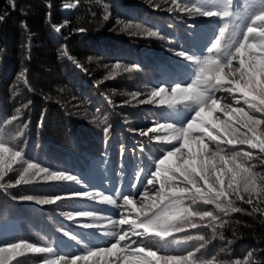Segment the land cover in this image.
Instances as JSON below:
<instances>
[{
    "label": "trees",
    "instance_id": "trees-1",
    "mask_svg": "<svg viewBox=\"0 0 264 264\" xmlns=\"http://www.w3.org/2000/svg\"><path fill=\"white\" fill-rule=\"evenodd\" d=\"M69 4L75 5L71 12L66 9ZM262 7L264 0H16L13 9L7 0H0V13L7 12L6 20L0 22V141L22 152L0 180V247L25 243L54 250L50 254L25 249L8 264H46L60 257L69 264H91V257L80 256L110 247L115 235L124 230L121 223L113 226L122 219L116 199L125 196L140 201L146 192L148 195L152 187L147 180L159 160L174 146L180 147L178 155L182 156L194 135L200 140L193 167L205 165L201 158L218 146L223 150L220 156L239 154L231 162L223 161L229 178L235 170L236 181L230 187L226 178L215 185V191L223 193L221 202L233 200L241 211L223 215L214 204L202 200V206H190V199L188 207L193 212H213L221 218L216 224L227 223L214 233L210 217H192L185 222L192 233L184 249L152 251V261L158 256L170 264H186L185 257L192 253L194 264H243L251 252L264 264V111H257L264 106L243 108L245 123L228 122L231 134L214 133L209 125L195 130L197 123L179 141L173 129L189 122L195 106L184 102L169 107L160 104L159 97L152 103L140 102L152 99L151 92L159 87L168 89L171 98L170 90L178 85V78L186 71L196 78L201 67L197 61L208 55L196 50L193 40L187 41L190 25L175 14L189 11V18L202 22L214 16L200 15L201 11L229 8L230 17L210 21L215 27L230 21L243 32L249 17ZM56 27L61 31L56 32ZM206 46L211 45L207 42ZM181 51L185 56L177 55ZM242 54L259 59L264 50L257 47ZM207 114L216 120L219 113ZM209 132L220 145H209L210 139L203 138ZM232 133L243 142L222 146L221 141ZM171 161L177 168L190 170L188 162L177 155ZM27 163L75 180H47L43 173L34 175ZM217 163L220 161L206 166ZM21 176L31 182L16 184ZM241 176L247 179L250 191L236 189ZM180 181L183 177L177 174L169 185ZM199 186L204 189V182ZM87 192L92 195H84ZM27 196L34 199H24ZM105 196L116 203L104 200ZM45 199H56V203H36ZM68 213L73 219L66 218ZM206 222L208 225L193 230ZM86 224L91 226L86 228ZM200 236L204 239H197ZM124 254L120 249L119 257ZM109 257L92 259L96 264H109ZM133 264H137L134 259Z\"/></svg>",
    "mask_w": 264,
    "mask_h": 264
},
{
    "label": "clouds",
    "instance_id": "clouds-1",
    "mask_svg": "<svg viewBox=\"0 0 264 264\" xmlns=\"http://www.w3.org/2000/svg\"><path fill=\"white\" fill-rule=\"evenodd\" d=\"M200 15L205 16H220L221 18H228L231 13L226 9L223 11H210V12H200ZM259 39L260 43L257 44L256 40ZM259 47L264 50V12H260L253 16L248 27L243 31V37L238 33L237 29H234L231 22H226L219 30L218 36L211 43V46L207 49L208 55L203 60H198L197 63L201 65L198 69L196 78L185 87H173L172 97L167 100H161L162 104H174V103H184L188 102L195 106V113L191 120L184 126L180 128L173 129L177 139L182 141V134L187 130L192 128L195 124L199 123L202 113L213 111L217 109L219 104L225 111L229 110L231 106L223 104L222 100H218L212 93L216 91H229L232 92L231 87L226 86L225 82L217 78V74L221 69L227 70L233 66L234 58L240 55L242 52L249 51ZM188 59H193L188 56ZM243 72L240 73L241 78H243ZM251 83H245L238 88H242L245 96L252 94ZM261 103H264V83L259 85ZM162 92H166V89H161ZM239 103V101H236ZM247 103V101H245ZM248 107H254L252 104H248ZM231 111L237 115H245V111L242 108H231ZM257 111H264V109H257ZM216 125H224L226 122L220 120L219 117L213 122ZM169 128H173L172 125H168ZM223 130V129H222ZM211 136V132H209ZM215 139V137H213ZM223 142V141H221ZM232 141H229L231 143ZM207 148V145H205ZM223 150L217 147L215 150L208 151L204 157L201 159L205 161V165L196 164L193 165V160L189 157L188 164L190 170L187 172H180L183 177V185H174L171 188H164L162 185L158 188L157 193H163L162 195L154 196L156 203L150 207L154 210L151 211L145 219L140 221V224L145 225L147 232L154 233L157 238H164L169 232L179 231L181 225L184 222H191V218L199 216L201 220L205 217H210L213 223V231L217 227L222 228L227 223V221H222L216 224L221 218L220 216L214 215L213 212L196 213L193 212L190 207L185 204L186 199H188V188L187 185H192L195 189V193L191 196L193 202L200 199L205 204H214L215 208L219 213L223 215H229L230 213L240 212L239 207L234 206L235 202L233 200H225L221 202L222 192L215 191V185L217 183H223L228 177V172L224 170L223 161L227 160L231 162L232 159H236L239 154H233L231 158L228 156L218 155ZM181 152L180 147L174 149L172 152H166V154L161 158L157 164V170L159 171L160 163H163L169 156L177 155V158L182 161V156L178 154ZM220 161L215 167L206 166L214 161ZM156 176V173H153ZM171 178V177H170ZM236 172L232 170V175L229 178V186H232V181H236ZM200 181L204 182L205 188L202 189L199 184ZM152 184V180H149V185ZM236 189L239 191L248 192L250 191L248 187V181L243 176L236 183ZM264 192V188H261ZM241 199V197L238 196ZM143 199V197H142ZM129 200L125 197V202ZM109 203H115V201H108ZM252 203L251 199L247 201ZM256 209H253L255 211ZM264 211V210H262ZM90 215V214H85ZM67 219H73L71 213L65 214ZM120 221L114 222L113 226L119 224ZM91 225H84V227H90ZM223 239V236H220ZM190 239V238H189ZM197 239L203 240L204 237L200 236ZM227 264V262H224ZM238 264V262H236ZM243 264H261V261L255 260L253 258V253H248V259L243 262Z\"/></svg>",
    "mask_w": 264,
    "mask_h": 264
},
{
    "label": "rangeland",
    "instance_id": "rangeland-1",
    "mask_svg": "<svg viewBox=\"0 0 264 264\" xmlns=\"http://www.w3.org/2000/svg\"><path fill=\"white\" fill-rule=\"evenodd\" d=\"M231 5V3H230ZM68 11H73V8L66 7ZM186 12V15L183 13L175 14V17H179L182 19V21H185L188 25L186 28V33L190 34V36H187V41L191 42L193 40V47L196 50L201 49V51L207 52L208 47L206 46V43H211L214 41V39L218 36L219 30L221 27H215L214 23L210 21L211 19H219V16L211 17V19L203 20L202 22L198 21L199 19H196V17L188 16L189 11ZM170 18H174V16H170ZM200 22V24H198ZM232 24V23H231ZM233 26V25H232ZM234 29L238 30L239 35L241 36L242 28L240 25L236 24L233 26ZM201 37L202 41L198 40V38ZM151 54V53H149ZM256 56L252 55H243L242 53L234 58L233 66L228 68L227 70L221 69V71L217 74V78L223 82H225L226 86L231 87L233 89L232 92L229 91H216L212 93L215 95V97L218 100H222L223 104L231 106V108H248V104H258L260 107L264 106V103H261V97H260V88L259 85L261 83H264V56H262L259 59H256ZM243 72V78H241L240 73ZM186 75L182 78H178V85H175L174 87L180 86L185 87L189 85L195 78H192L186 71ZM196 77V76H195ZM245 83H251L252 87V94L249 96L244 95V91L242 88H238V86L245 84ZM236 101H239V103H236ZM247 101V103H245ZM231 108L228 111H225L219 104L217 105V109L215 112H218L219 119L225 121L226 123L224 125H216L214 124V119H211V117L208 116L207 112L202 113L199 123L195 126V130H198L197 128H201V126H210L212 127V130L214 133H218L219 135H224L225 132H229L231 134V131H227L228 129V122H234L237 124H243L245 123V118L241 115L234 114L231 111ZM194 115V114H193ZM192 115V116H193ZM192 116L189 117V121L191 120ZM222 118V119H221ZM244 125V124H243ZM223 129V130H222ZM209 134V133H208ZM203 138L210 139L209 145H220L217 143L213 136H209L204 134ZM215 136V135H214ZM200 136L194 135L193 139L189 140L187 144L184 146V151L182 153V161L188 162L189 157L192 158L193 164L197 161L198 157V151H197V145H199ZM229 141H232L229 143ZM240 142H243V140H240L238 136L229 135L228 137L224 138L223 145H238ZM221 147V146H218ZM196 166V165H195ZM171 171L167 172L165 174L164 179L167 177L170 182L174 181L177 177V174H180V171H174L175 165L171 161L168 165H166ZM171 177V178H170ZM182 181V180H181ZM181 181L178 184H174L177 186H184ZM162 181L159 179L157 180V183H155V186L151 185L152 191L143 197V204L136 203L135 200L129 199L127 202L124 201L123 197H119L116 199V201L120 204L122 215L120 219L121 227L124 228V230L128 229V232L125 234L126 237H131L132 239L139 240L141 239V246H147L148 248L146 250H138L140 251V254L144 257L143 260L151 262V264H170V262H166L162 259V257L154 256L156 258L155 262H153L152 253L148 252V250L151 251H157L159 253L167 250V249H184V243L187 240V237L190 236L189 234L191 232V228H185L187 226V223H183L181 225V229L179 231H172L169 232L164 238L160 239L157 238L155 235L150 234L149 232H146L144 229H146L145 225L140 224V221L145 219L147 215L151 213L154 209L150 206L156 203V200L153 199L154 196L157 193V190L160 186ZM174 185H169V188H171ZM188 188V199H186L185 204L188 206L190 203L191 196L195 193V189L192 187V185H187ZM142 199V198H141ZM200 199H197L195 202H191L190 206L195 205H201ZM209 222V221H208ZM202 223V225H199L197 227H194L193 230L200 229L202 226L208 225L207 223ZM144 234L143 238L138 237L140 234ZM123 237L121 238V240ZM123 243V242H122ZM110 249H105L107 252H112L114 255L109 257V264H118L119 263V254L120 249L119 243L115 244L113 246H110ZM135 245L132 246L131 249H134Z\"/></svg>",
    "mask_w": 264,
    "mask_h": 264
},
{
    "label": "snow or ice",
    "instance_id": "snow-or-ice-1",
    "mask_svg": "<svg viewBox=\"0 0 264 264\" xmlns=\"http://www.w3.org/2000/svg\"><path fill=\"white\" fill-rule=\"evenodd\" d=\"M7 2L13 9L16 8V0H7ZM173 2L175 3V0H173ZM66 7L73 8V7H75V5L69 4V5H66ZM223 10H225V9H223ZM223 10L220 9L218 11H223ZM226 10L228 12H230L229 8H226ZM169 11H171V9H169ZM210 11H212V10H204V11H201V13L210 12ZM260 12H264V7H262L258 13H260ZM258 13H256L255 15H257ZM255 15H253V16H255ZM253 16L249 17L250 22H251ZM6 18H7V12L0 13V22L5 21ZM105 19H107V17H105ZM249 23L245 26V29L248 27ZM55 31L60 32L61 31L60 27H56ZM80 31L83 32V29H81ZM150 35H155V33H150ZM241 37H243V33L241 34ZM177 55L185 56L184 52H182V51L178 52ZM73 62L75 63V61H73ZM76 66L78 68L81 67L79 64H76ZM116 67L120 68V65L117 64ZM128 70L130 71L131 69H128ZM161 89H166V88L159 87L158 90H153L151 92V98L152 99H146V100H142L140 102L143 104L152 103L154 98L159 97L160 98L159 103L162 104L161 103L162 98L165 100H167L169 98V90L166 89V92H162ZM170 92L172 93V88H171ZM167 105L169 107L173 106V104H167ZM143 134H147V131H145ZM157 139L162 141V139L159 137H157ZM178 147L179 146H174V149H176ZM172 151L173 150H168L167 152H172ZM173 156H176V155L174 154L172 156H169L163 163H160L159 171L157 170V164H156L155 170L153 172V173H156V176H153V173H152V175H151L152 178L147 180V184H149V180H152L151 185L155 186V183H157V180L160 177L165 176V174L167 172L171 171V169L166 167V165H168L171 162ZM21 157H22L21 151H19V150L14 151L12 148L6 147L3 141H0V180H3V178L6 174V170L11 169L12 163L16 162ZM27 169L35 170L34 175H39L40 173H43L47 180H52V181H60V180L72 181V180H75V177H73L71 175H65L63 173H50L47 169L40 168L35 163H27ZM27 169L25 170L26 172H27ZM177 171L187 172L188 169L183 167V166H180L177 168ZM30 182L31 181L29 179H25L23 176H21V178L16 181V184H20V183L27 184ZM161 185L164 188H169V179L166 177L162 181L160 186ZM0 186H3V185H0ZM162 194L163 193H157V195H162ZM84 195L91 196L92 193L87 192V193H84ZM145 195H147V192L145 193ZM122 197L125 201V196H122ZM24 199L33 200L34 198L31 196H27V197H24ZM57 199H60V198H57ZM103 199L108 200V201H115V200H112L111 198H109L107 196L103 197ZM131 200H133V199H131ZM36 203H38V204H54V203H56V199L36 200ZM115 203H116V201H115ZM136 203L143 204V199H141L140 201H136ZM119 219H114V220H119ZM127 232H128V229L122 230L121 232L117 233L115 235V237H117V239L115 240L114 243H112V245H115L119 242V248L125 254L123 256L118 257V259H122L123 264H133V259L137 262V264H139V262L142 261L144 259V257L140 255V251H138V250H146L148 247L146 245L141 246V239L135 240V239H132L131 237H126L125 234ZM122 237H123V239L121 240ZM138 237L143 238L144 234L142 233ZM133 245H135V248L131 252H127V250L132 248ZM110 248L111 247L99 248L97 251H91L90 250L87 252V255L80 256V257L81 258L91 257V264H96V262L92 259L93 257L113 256L114 255L112 252L105 253V252L101 251V249H110ZM25 249L31 250L33 253H50V254L54 253V250L51 246L44 247V248H38L32 244L12 243L8 247H0V264H8L9 260L14 259L16 257V255H23ZM148 252H152V251L148 250ZM129 256H132L135 258L130 259ZM76 257L77 256H75V258ZM193 257H194V254H192V253H190L189 256H186L185 257L186 264H194ZM237 262H238V264H240V261H237ZM46 264H69V261L67 259H65L64 257H60L59 261L47 260Z\"/></svg>",
    "mask_w": 264,
    "mask_h": 264
}]
</instances>
